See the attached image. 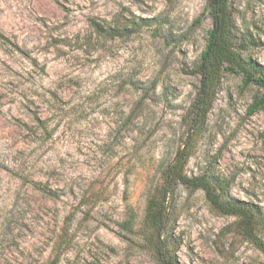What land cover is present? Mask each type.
I'll return each instance as SVG.
<instances>
[{"label": "rangeland", "instance_id": "rangeland-1", "mask_svg": "<svg viewBox=\"0 0 264 264\" xmlns=\"http://www.w3.org/2000/svg\"><path fill=\"white\" fill-rule=\"evenodd\" d=\"M209 2L0 0V264H159L146 205L185 144L162 254L264 264L257 87L224 71L204 123L189 114ZM227 13L235 52L264 66V0Z\"/></svg>", "mask_w": 264, "mask_h": 264}, {"label": "trees", "instance_id": "trees-1", "mask_svg": "<svg viewBox=\"0 0 264 264\" xmlns=\"http://www.w3.org/2000/svg\"><path fill=\"white\" fill-rule=\"evenodd\" d=\"M205 12L212 19L213 27L208 32L206 44L196 68L199 81L189 110L192 125L198 128L204 123L224 71L240 74L245 86L252 84L257 87L247 114L251 116L262 113L264 115V66L250 70L240 54L233 49L227 0H210ZM89 23L93 32L105 39H113L123 35L126 31L124 27L99 23L94 19ZM188 149V144H185L176 152L162 174V181L156 186L147 201L145 222L150 230L158 235L156 254L159 257V264H178L162 254L161 247L164 244L162 234L166 230L168 220L165 208L167 195L178 183L187 181L183 170L188 157ZM160 237L162 238L160 239Z\"/></svg>", "mask_w": 264, "mask_h": 264}]
</instances>
